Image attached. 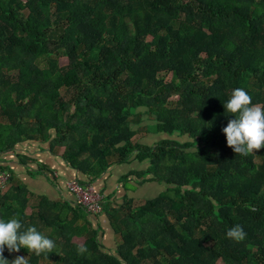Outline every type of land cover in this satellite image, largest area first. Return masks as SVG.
<instances>
[{
	"label": "trees",
	"instance_id": "trees-1",
	"mask_svg": "<svg viewBox=\"0 0 264 264\" xmlns=\"http://www.w3.org/2000/svg\"><path fill=\"white\" fill-rule=\"evenodd\" d=\"M235 88L264 106V0H0V153L49 142L93 177L147 160L132 174L165 187L135 208L103 205L120 236L110 253L82 207L42 198L27 215L26 188L11 186L0 218L15 215L56 244L19 252L29 264H264V148L235 154L221 131ZM140 108L170 137L134 143L130 112ZM237 224L239 242L226 237Z\"/></svg>",
	"mask_w": 264,
	"mask_h": 264
},
{
	"label": "crops",
	"instance_id": "crops-1",
	"mask_svg": "<svg viewBox=\"0 0 264 264\" xmlns=\"http://www.w3.org/2000/svg\"><path fill=\"white\" fill-rule=\"evenodd\" d=\"M63 152L64 148L51 149L49 142L27 140L18 143L11 151L0 153V168L9 172L12 180L3 194L11 186L25 187L29 199L25 213L33 215L37 212L38 203L42 198L57 202L61 206L70 204L76 207L75 198L66 187V183L72 180L92 183L103 194L106 201L104 205L113 207L123 205L127 198L132 200V206L135 208L157 197L165 190V187L158 182L145 181L149 175L137 177L132 174L147 170L149 166H143L145 162H148L147 160L112 164L99 177H93L68 167L62 158ZM54 173L58 174V178L53 176ZM141 200H144V203H141ZM88 218L92 227L99 230V240L105 250L114 253L120 242V236L111 227L105 210L97 216L88 215ZM81 223H83L82 220L78 224ZM75 238L83 237H74V243H76Z\"/></svg>",
	"mask_w": 264,
	"mask_h": 264
},
{
	"label": "clouds",
	"instance_id": "clouds-1",
	"mask_svg": "<svg viewBox=\"0 0 264 264\" xmlns=\"http://www.w3.org/2000/svg\"><path fill=\"white\" fill-rule=\"evenodd\" d=\"M223 107L234 117L221 129L226 137L227 146L235 154L242 156L264 148V106L253 104L251 96L244 89L235 88ZM22 228L23 225L15 215L7 220L0 218V264H29L27 256L18 255L9 261L4 256L5 249L12 253L24 248L37 256L45 252H54L56 248L54 240L38 231L35 226H29L25 230ZM245 236L246 233L239 224L226 232L227 238L237 242L242 241ZM85 252L86 247L78 248V253Z\"/></svg>",
	"mask_w": 264,
	"mask_h": 264
},
{
	"label": "rangeland",
	"instance_id": "rangeland-1",
	"mask_svg": "<svg viewBox=\"0 0 264 264\" xmlns=\"http://www.w3.org/2000/svg\"><path fill=\"white\" fill-rule=\"evenodd\" d=\"M22 1H26V0H22ZM59 62H60V66H66L68 64V60L65 57H61L59 59ZM8 74H10L13 77H16V72H9ZM160 78L162 80H164L166 83H169L173 80V73L172 72H162V73H160ZM179 99H180V96H178V95L170 96L168 98L169 102L171 103L170 105L176 104L179 101ZM140 112H142V114H138ZM127 113H129V112H127ZM135 113H137L138 116H134ZM130 115L133 117H131L129 126L136 133L135 136L132 138V141L134 143L153 145V144L157 143L158 141H160L164 138L170 137L169 134L154 133L153 130L155 129V125L157 123L156 116L147 112V109L140 108L137 111L130 112ZM174 138H178L182 141L189 140V136L180 137L178 135H175ZM143 166L144 167L150 166V162L149 161L145 162L143 164ZM150 177L151 176H149V178ZM145 179H148V178H145ZM11 181H10L9 185L12 183ZM105 203H106V201L104 199V204ZM141 203H144V200H141ZM132 205H133V202H132ZM155 212H157V214H159V215H162V211H160L158 209H156ZM74 241L78 245H81L83 243L84 239L83 238H80V239L75 238ZM18 255L26 256L25 254H23L21 252H14V258Z\"/></svg>",
	"mask_w": 264,
	"mask_h": 264
},
{
	"label": "built area",
	"instance_id": "built-area-1",
	"mask_svg": "<svg viewBox=\"0 0 264 264\" xmlns=\"http://www.w3.org/2000/svg\"><path fill=\"white\" fill-rule=\"evenodd\" d=\"M58 178V174L54 173ZM11 181V174L0 169V194L5 192ZM66 187L75 198V204L82 207L89 215H98L103 210L104 196L92 183L82 184L78 181H69Z\"/></svg>",
	"mask_w": 264,
	"mask_h": 264
}]
</instances>
